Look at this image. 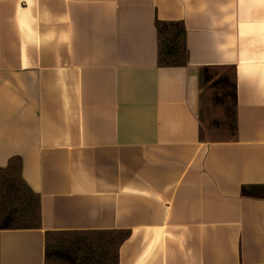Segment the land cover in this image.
Segmentation results:
<instances>
[{
  "label": "crops",
  "instance_id": "1",
  "mask_svg": "<svg viewBox=\"0 0 264 264\" xmlns=\"http://www.w3.org/2000/svg\"><path fill=\"white\" fill-rule=\"evenodd\" d=\"M182 21L185 66L157 63ZM233 65L237 138L200 140L201 68ZM22 159L44 233L126 229L118 264H264V0H0V167Z\"/></svg>",
  "mask_w": 264,
  "mask_h": 264
},
{
  "label": "trees",
  "instance_id": "2",
  "mask_svg": "<svg viewBox=\"0 0 264 264\" xmlns=\"http://www.w3.org/2000/svg\"><path fill=\"white\" fill-rule=\"evenodd\" d=\"M155 30L158 65L185 66L188 52L183 22L156 20ZM199 120L201 141L236 140L237 86L233 65L201 68ZM40 227V195L25 182L20 156H12L0 167V230ZM129 233L126 229L45 231L43 264H118L119 248Z\"/></svg>",
  "mask_w": 264,
  "mask_h": 264
}]
</instances>
